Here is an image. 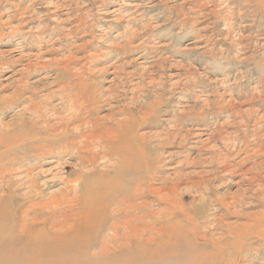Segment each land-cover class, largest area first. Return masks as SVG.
I'll return each instance as SVG.
<instances>
[{"label": "rangeland", "instance_id": "374dc122", "mask_svg": "<svg viewBox=\"0 0 264 264\" xmlns=\"http://www.w3.org/2000/svg\"><path fill=\"white\" fill-rule=\"evenodd\" d=\"M85 86L109 129L140 89L135 131L153 161L139 160L135 225L115 195L83 209L65 183L78 160L55 156L26 197L58 232L40 245L10 235L0 264H264V0H0V130L62 116ZM13 176L25 227V173Z\"/></svg>", "mask_w": 264, "mask_h": 264}, {"label": "bare ground", "instance_id": "6f19581e", "mask_svg": "<svg viewBox=\"0 0 264 264\" xmlns=\"http://www.w3.org/2000/svg\"><path fill=\"white\" fill-rule=\"evenodd\" d=\"M122 88H129L126 82ZM139 90L137 87L132 91V108L128 109L124 114L120 110V106L111 108L112 114L109 116V119L110 117L117 116L116 114L119 113H122L123 117H127L123 120L114 119L113 129L106 128L99 123L98 119L92 118L97 112L100 99L97 96L98 93H92L93 91L91 92L88 86L81 89L78 94L70 95L64 99L66 106L62 116L48 118L41 110L36 111L32 118L33 129L30 131L16 133L10 126L1 125L0 177L3 189L0 188V244L7 242L10 235L17 233L20 235L19 237L25 238L26 244L37 243L40 245L48 241L47 238L50 233L54 234L58 232L55 229L56 225L54 223L51 222L52 225H50L40 220V215L36 211V204L30 202V199L26 197L37 189L41 179L39 173H35V171L43 165V161L55 156L62 159L63 156L70 155V159L76 158L78 160L79 169L73 174L74 179L65 183L67 185L73 182H76L75 184L79 183L80 192H77L76 195L81 205H83V209H94V207H98L99 203L97 201L101 202L115 195L116 199L118 198L123 206V209H120L121 215L127 213L126 217L132 219L129 223L133 226L135 225L136 218L133 219V213L138 207L137 201L139 198L138 190L134 186L138 183L139 160L141 157H147V165L153 161V158H151L153 149L135 131L139 122L137 118L138 110L146 108L144 103H140ZM164 91L163 89L162 92ZM127 93V91L124 92V97H127ZM149 96L148 92L144 98L150 100ZM113 97L115 99H112V103L118 102L120 104L123 100L120 96ZM159 97H162V95L159 94ZM114 109L117 111L115 112ZM154 109L157 111L154 107L148 108L150 111ZM77 122L79 125L73 127L72 125ZM96 127L99 129L101 127V129H96ZM167 137H171V135ZM24 142L25 152L22 148ZM92 149L96 150V153L90 159L88 155ZM111 149L112 152L110 151ZM100 160L103 161L101 163L106 168V171L99 173V170H97V176H91L89 174L90 170L87 168L92 169L99 166ZM49 163L57 162L52 161ZM19 171L25 173V209H28L25 211V218L23 217L24 215L19 218L22 223L25 221V227L23 225L16 227L14 221H12L14 212H17L16 204L20 200L15 195V192L19 191L21 187L19 182H17V178L16 181L13 179V175L18 174ZM20 182L22 181L20 180ZM132 186L134 188H130V190L129 187ZM125 188H128L131 192L130 198L120 195L121 190L123 191ZM174 189L175 187L171 190ZM76 199L74 200L77 201ZM30 214L32 217H29Z\"/></svg>", "mask_w": 264, "mask_h": 264}]
</instances>
